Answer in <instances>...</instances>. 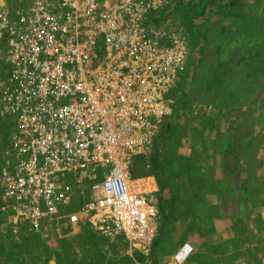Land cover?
Masks as SVG:
<instances>
[{"label":"built area","instance_id":"obj_1","mask_svg":"<svg viewBox=\"0 0 264 264\" xmlns=\"http://www.w3.org/2000/svg\"><path fill=\"white\" fill-rule=\"evenodd\" d=\"M166 3L0 0L8 63L0 116L12 117L6 154L14 161L2 186L11 225L27 222L42 234V220L66 218L149 253L157 186L152 175L133 174V159L148 153L171 112L187 47L185 35L149 23ZM88 166V198L61 214L76 200ZM147 178L151 188L142 184Z\"/></svg>","mask_w":264,"mask_h":264},{"label":"rangeland","instance_id":"obj_2","mask_svg":"<svg viewBox=\"0 0 264 264\" xmlns=\"http://www.w3.org/2000/svg\"><path fill=\"white\" fill-rule=\"evenodd\" d=\"M173 3L174 0H167L164 8H171ZM25 5L26 2L21 4V6ZM4 6L10 5L6 3ZM205 11V14L195 19L197 46L191 55L182 101L175 119L177 124L175 131L179 134L181 144L175 145L166 139L161 144L163 150L185 154L190 153L195 144L205 143L206 153L201 155L198 167L200 174L193 172L183 177V203L191 210L188 218L194 217V221L188 227H185L186 223L182 225L179 219L174 220L173 223H166L156 249L157 264H218L210 262L207 252H215L223 245H211L207 241V234L201 236L199 233L200 228L214 231L213 221L218 213L216 207L207 201L206 194L215 193L218 198H221V195L227 196L226 199L232 201L234 197L230 195L238 194L235 196V201L245 205V197L249 199L246 185H250L253 191H258V185L250 181L249 171L255 170L258 166L264 167V44L262 41L264 0H208ZM166 22L161 25L166 35L181 34L184 40L182 28L172 21ZM5 49L4 41L0 40V81L2 78L5 79L3 66L8 65L4 58ZM187 52L186 47L183 67ZM210 58H214L225 68L230 66L235 68L240 80L236 87L238 95L230 97L228 87L227 95H221L218 80L210 78L212 73L207 74V62ZM181 74L182 71H179L178 76ZM209 82L215 84L209 86ZM173 95L174 91L171 95L172 100ZM172 107L173 103L171 112ZM171 112L162 120L156 134L164 121L168 120ZM11 120L12 117L0 116L1 185L6 164L8 161L12 165L14 163L5 155L10 145ZM135 161L134 158L133 163ZM216 169L221 171L223 180L215 179ZM199 176L204 178L203 182ZM231 190L235 191L230 193ZM3 192L2 186L0 187V264H151L149 253L142 254L144 262L132 259L128 261L126 256L132 258L133 250L124 239V241L121 239L122 237L115 238L116 240L103 237L94 229V236L90 239H87L84 233H78L75 237L61 236L57 233L43 237L27 222L11 225L8 222L10 212L5 207L8 204L9 208L10 203L6 197H3ZM157 192L158 186L152 196H157ZM75 195L77 196V193ZM78 207L79 201L76 198L67 207L60 208V213ZM201 217L203 219L198 223ZM66 223H68L66 218L51 221L50 224L44 219L40 225L41 230L47 232L51 224L63 227ZM160 223L159 217L156 236ZM24 232L29 234L22 236ZM42 244L44 246L47 244L45 250H42ZM201 248H204V251L196 254ZM196 249L197 251L194 252ZM211 258L216 260L213 256Z\"/></svg>","mask_w":264,"mask_h":264},{"label":"trees","instance_id":"obj_3","mask_svg":"<svg viewBox=\"0 0 264 264\" xmlns=\"http://www.w3.org/2000/svg\"><path fill=\"white\" fill-rule=\"evenodd\" d=\"M207 6L208 0H188L186 2L184 0H174L171 8H164L156 13H151L148 19L153 27H158L168 20L180 26L185 35L188 49L182 74L178 76L176 86L173 88L174 95L171 115L168 120L166 119V121H164L160 131L154 137L150 153L147 156H138L135 158L136 161L133 163L132 168L133 174L136 176L152 175L158 186L156 200L161 223L159 225L158 234L156 238H154L149 252L151 264H157L156 249L166 223H173L174 220L179 219L182 225L186 223L185 227H188L194 221V217L192 218L190 216L191 218H188V213H190L191 210L183 203V177L189 176L193 172L200 174L198 172V167L200 165L201 155L205 152V143L195 144L191 152L185 154L163 150L161 144L164 139L173 142L175 145L181 144L179 134L175 131L177 126L175 119L182 101L183 86L189 72L188 66L190 64L191 55L197 46V27L195 19L206 13L205 9ZM262 27L264 30V18L262 20ZM262 41L264 44V39ZM6 68L7 65L4 64L2 72L5 74ZM211 73L212 76L210 78H216L219 82L222 96L227 95V87L230 97L238 95L236 87L240 83V80L237 76L238 72L233 66L225 68L218 64L217 60L215 61L214 58H210L207 62V74ZM214 84V82H209V86ZM199 178L202 182L204 181L203 177L199 176ZM82 182L84 186H87L89 183L84 176L82 177ZM0 187H2L1 184ZM166 194H168V196ZM202 219L203 217L199 219L198 223H200ZM27 234H29V232H24L22 236ZM89 235H91V233H89ZM45 248L46 246L42 244V250H45ZM132 255V258L126 256V259L128 261L132 259L144 262V257L136 250L132 251Z\"/></svg>","mask_w":264,"mask_h":264},{"label":"crops","instance_id":"obj_4","mask_svg":"<svg viewBox=\"0 0 264 264\" xmlns=\"http://www.w3.org/2000/svg\"><path fill=\"white\" fill-rule=\"evenodd\" d=\"M257 157L260 158L259 155ZM244 169L246 170V167ZM249 174L250 181H254L255 185H258V191H253L250 185H246L249 199L245 197V205L235 201V196L238 194L230 195L234 197L233 201L227 200V196L221 195V198H218L215 193L206 194L207 201L216 207L218 213L213 221L214 231L200 228L199 233L201 236L204 233L207 234V241L211 245H223L222 248L218 247L215 252H207V256L211 259L210 262H217L218 264H264V167L258 166L255 170L249 171ZM243 175L246 176L245 173ZM214 177L218 181L223 180L221 171L218 169H216ZM232 191L235 190H231L230 193ZM239 193L241 192L239 191ZM88 228L90 230H86ZM93 232V228L88 225L66 223L60 227L58 224L54 226L51 224L48 226L47 232L43 231L41 236L48 237L57 233L61 236L75 237L78 233H84L85 237L90 239L94 236ZM121 239L123 240V238ZM196 251L197 249L194 252ZM203 251L204 248H201L196 254ZM212 256L216 260H213Z\"/></svg>","mask_w":264,"mask_h":264},{"label":"bare ground","instance_id":"obj_5","mask_svg":"<svg viewBox=\"0 0 264 264\" xmlns=\"http://www.w3.org/2000/svg\"><path fill=\"white\" fill-rule=\"evenodd\" d=\"M152 142H153V140H152ZM10 146H11V142H10V145H9V149H10ZM152 146V145H151ZM150 150H151V148H150ZM150 150L148 151V153L146 154V155H141V156H147L149 153H150ZM7 151V150H6ZM5 155L6 156H8L7 154H6V152H5ZM9 157V156H8ZM10 158V157H9ZM12 165V164H11ZM92 171V168L90 167V166H88V167H86L85 169H83L82 171H81V174H83V176L88 180V185L87 186H84V183L82 182V184H83V186H82V188H83V190L81 191H79L78 193H77V196L75 195V197L76 198H79V199H84V200H86L87 198H88V193H89V191H88V186H89V184L91 183V180H90V178H89V175H90V172ZM82 175H81V179H82V177H83ZM137 177H142V176H137ZM151 179L150 178H147V179H145L144 180V182L142 183L144 186H147V187H149V188H151L152 187V184H151ZM151 197H153V196H151ZM153 199H154V201H155V204H156V207H157V200H156V197H153ZM66 207L68 206V205H65ZM73 210H68L67 212H72V211H75V209L74 208H72ZM157 210H158V207H157ZM158 214H159V211H158Z\"/></svg>","mask_w":264,"mask_h":264},{"label":"flooded vegetation","instance_id":"obj_6","mask_svg":"<svg viewBox=\"0 0 264 264\" xmlns=\"http://www.w3.org/2000/svg\"><path fill=\"white\" fill-rule=\"evenodd\" d=\"M8 164H10V161H8Z\"/></svg>","mask_w":264,"mask_h":264}]
</instances>
